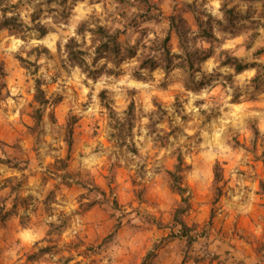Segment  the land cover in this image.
<instances>
[{"label":"rangeland","instance_id":"obj_1","mask_svg":"<svg viewBox=\"0 0 264 264\" xmlns=\"http://www.w3.org/2000/svg\"><path fill=\"white\" fill-rule=\"evenodd\" d=\"M223 5L241 19L226 33L215 30L214 55L194 76L221 75L212 86L188 92L183 69L141 67L147 56L159 58L144 46L168 35L171 16L191 25L195 11L222 20ZM7 6H17L12 11L27 26L36 16L49 33L0 32V158L18 167L0 165V190L7 186L0 207L17 209L0 222V264H142L148 255L150 264H264V86L252 83L255 69L236 74L221 64L228 51L243 65L264 66V55L256 56L264 49V0H8ZM82 24L119 32L123 52L135 56L95 61L91 33L77 35ZM72 38L91 69L101 70L96 80L67 63L64 46ZM171 46L179 54L175 34ZM37 80L49 101L39 127L32 119ZM179 155L191 204L181 220L201 236L190 247L176 237L183 202L167 174ZM58 160L67 161L66 171L55 172ZM48 247L50 254H40Z\"/></svg>","mask_w":264,"mask_h":264},{"label":"trees","instance_id":"obj_2","mask_svg":"<svg viewBox=\"0 0 264 264\" xmlns=\"http://www.w3.org/2000/svg\"><path fill=\"white\" fill-rule=\"evenodd\" d=\"M241 1L253 2L254 0ZM7 5L8 0H0V32H37L39 33L40 38L45 37L49 33V30L43 27V25L40 23L35 24L37 22L36 16H32L33 26H27L23 23L20 17L12 11L17 6H11L10 8ZM221 11L223 14L222 20H215L212 16L206 14L205 12L202 13L200 11H195L193 12L196 15L193 25H191L184 16H171L169 18L170 32L168 35L162 41L156 40L152 45L154 46L153 48L144 46V49L152 53H158L159 58L149 55L142 62L141 67L143 69L149 67L150 70L162 68L167 73L177 68L183 69L189 77V80L184 82V87L188 92L199 93L212 86L214 82L222 77L221 75L216 73L210 76L203 74L200 80H195L194 76L196 74L203 73L202 65L214 55V44L219 43V40L214 34L215 30L217 29L220 33H226L229 30L234 29L236 27L237 21L241 19V16L236 14L235 9H228L227 5H223ZM86 32H90L93 36L95 61L104 59L108 62H111L118 61L125 55L128 58H133L135 56V51L132 49L127 50V52H123L124 49L120 41L119 32H111L102 26H97L95 29L87 30L86 24H82L78 29L77 35H83ZM173 34H175L178 39L179 54H174L172 51L171 41ZM205 45H209V47L207 48ZM64 53L66 55L67 63H69L72 67L79 68L84 74L87 75V77L93 80H96L99 77L101 70L91 69V66L87 61V53L82 50L80 44L75 38L70 39L65 44ZM222 55L225 56V60L221 62L224 67L232 68L236 74H241L248 69H255L257 74L252 83L255 85V87L264 86V66L259 64L243 65L238 58L232 56L228 51H223ZM261 55H264V49L256 53V56ZM102 97L103 99L105 98L104 94ZM34 102L39 105V108L35 110L32 119L35 121V127H39L43 120L44 109L49 105V101L42 90V83L40 80L36 81V95ZM104 107L112 111L110 104H105ZM133 115L134 105H131L128 112L126 113L125 122L130 124ZM74 124L75 123L73 122H69L67 125L70 130V135L73 132L72 128ZM124 127L125 123H117L116 131L122 132ZM130 130H132V127H130ZM69 146L71 149L72 144L69 143ZM12 163L13 161L10 159L5 160L0 158V165L8 166L10 169H17V165H12ZM56 164L59 166V168L54 169L55 172L57 171L56 173L64 172L68 168L67 161L58 160ZM187 170L188 167L185 164L183 156L179 155L173 170L168 171L167 174L170 180V189L173 191V193L180 196L183 202V207L178 208L175 212V221L180 228L178 234H176V237L185 240L188 247H190L194 245L201 236L199 234L193 235V232L196 230L190 228L185 222L181 220V216L187 214L191 209L190 198L186 196L188 189L185 187L184 183V174ZM59 178L62 179L63 184L66 187L69 188L72 186L71 182H68L71 178L66 176H59ZM221 179L222 169L220 165L217 164L214 170V186L217 190L216 201H218L219 197L221 196L218 188ZM6 182H11V180L8 179ZM75 184L80 185L83 189L88 190L91 193L96 192L98 195L101 194L102 196H105V193L101 192L97 186L90 184L87 181L77 180ZM6 188L7 186L2 187V189ZM96 203L97 202L88 204V209L86 210H90L94 205H96ZM44 206H47L46 202H44ZM12 216H17V209L15 206L10 212H5V205L0 207V222H5ZM49 226L50 231L48 236H51L50 243H52L54 238L53 230H55L56 226L55 224H51ZM57 228L58 231L56 232H58L57 235L59 236L63 232L64 226H59ZM50 253L51 250L49 247L40 251V254H43V256ZM151 258V255H148L142 264H150Z\"/></svg>","mask_w":264,"mask_h":264},{"label":"crops","instance_id":"obj_3","mask_svg":"<svg viewBox=\"0 0 264 264\" xmlns=\"http://www.w3.org/2000/svg\"><path fill=\"white\" fill-rule=\"evenodd\" d=\"M3 190H4V189L0 190V204H1L2 199H4V191H3ZM12 220H13V219H12ZM14 234H15L17 237H22V236H24V234H23L21 231L17 232V230L14 231Z\"/></svg>","mask_w":264,"mask_h":264}]
</instances>
